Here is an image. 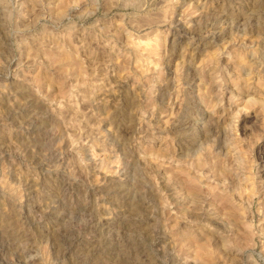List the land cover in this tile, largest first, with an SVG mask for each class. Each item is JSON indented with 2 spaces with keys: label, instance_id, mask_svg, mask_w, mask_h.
Instances as JSON below:
<instances>
[{
  "label": "rangeland",
  "instance_id": "obj_1",
  "mask_svg": "<svg viewBox=\"0 0 264 264\" xmlns=\"http://www.w3.org/2000/svg\"><path fill=\"white\" fill-rule=\"evenodd\" d=\"M0 264H264V0H0Z\"/></svg>",
  "mask_w": 264,
  "mask_h": 264
},
{
  "label": "bare ground",
  "instance_id": "obj_2",
  "mask_svg": "<svg viewBox=\"0 0 264 264\" xmlns=\"http://www.w3.org/2000/svg\"><path fill=\"white\" fill-rule=\"evenodd\" d=\"M136 47H138L139 49H141L142 51L146 52V53H153L154 51V47L152 44H150L149 42H144V41H138L135 43ZM145 53V54H146ZM146 64V63H145ZM147 67V65H146ZM141 68V66H140ZM142 69V68H141ZM147 72V71H146ZM248 178V177H247Z\"/></svg>",
  "mask_w": 264,
  "mask_h": 264
}]
</instances>
